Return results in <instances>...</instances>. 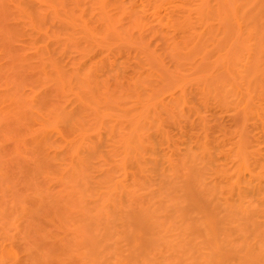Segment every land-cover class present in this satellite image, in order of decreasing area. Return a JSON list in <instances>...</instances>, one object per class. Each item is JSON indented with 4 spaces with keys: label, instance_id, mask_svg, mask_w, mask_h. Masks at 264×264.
<instances>
[{
    "label": "bare ground",
    "instance_id": "bare-ground-1",
    "mask_svg": "<svg viewBox=\"0 0 264 264\" xmlns=\"http://www.w3.org/2000/svg\"><path fill=\"white\" fill-rule=\"evenodd\" d=\"M0 56V264H264V0H0Z\"/></svg>",
    "mask_w": 264,
    "mask_h": 264
},
{
    "label": "rangeland",
    "instance_id": "rangeland-1",
    "mask_svg": "<svg viewBox=\"0 0 264 264\" xmlns=\"http://www.w3.org/2000/svg\"><path fill=\"white\" fill-rule=\"evenodd\" d=\"M155 39H156V38H154V41L151 39V40H152L151 43L154 44V45H155L156 43H157V44H156L155 46H154V45H152V46H154V47H156V46L160 47V48H158V47H156V48H158L159 52H161V51L163 50V49L161 48V47H162V41L160 42L158 39H157V41H156ZM155 41H156V42H155ZM160 43H161V45H160ZM118 46H119V45H118ZM119 47H121V51L125 48L124 50H126V52H127V53L125 52L126 54H124V50L122 51L123 54H124V60H125V61H124V65L130 63V64L133 65L131 68H133L134 66H136L137 63H136V65H135L134 62H135V60H136V62H137L138 59L134 57V54L129 53L128 50L126 49V47H124L123 45H122V46H119ZM122 47H124V48H122ZM115 48H117V49H115ZM99 50H101L102 52H105V51H106V52H105L106 54L103 55L104 53L102 54L101 51H99ZM111 50H112V51H110V50H102V49H98V51H99L98 53L100 54V56H98V53L96 52L97 49H96V51H95V55H94V56H96V57L98 56V57H97L98 59H105V58H106V55L110 56L111 53H112V57H115L113 54L115 53V54L117 55L118 52H119L118 47H114V48H112ZM160 50H161V51H160ZM114 51H118V52H114ZM110 52H111V53H110ZM96 53H97V55H96ZM128 53H129V54H128ZM127 55H128V57L131 56V59H130L129 62H128L129 59H127V58H128ZM129 55H130V56H129ZM102 56H103V58H102ZM108 56H107V58H108L109 60H114V59H115V58H109ZM125 56H126L127 58H126ZM132 57H134V58H132ZM164 57L166 58V60H167V58H168V60L170 59L168 56H167V57L164 56ZM97 58H96V59H97ZM68 59H70V58H68ZM68 59L66 60V58H65L66 61H68ZM134 59H135V60H134ZM131 60H132L133 63L131 62ZM4 61H6V59L4 60V58H2V56H0V62H1V63H5ZM70 61H71V60H70ZM169 61H170V60H169ZM68 62H69V61H68ZM68 62L66 63L67 65L70 64V62H69V64H68ZM166 62L168 63V61H166ZM1 63H0V64H1ZM70 65H71V64H70ZM126 66H127V65H126ZM127 68H128V70H130V69H129V64H128ZM134 68H135V67H134ZM130 72L132 73V69H131V71H129V72L126 74V78H127V75H128V76L131 75ZM129 73H130V74H129ZM213 102H214V101H211V103L214 104L213 106L211 105V107H215V111H214V108H211V112L213 113V115H212L213 118L216 117V118L218 119V118H221V117H222L221 119H223V120L226 118L227 120L225 119V120H226V123H225V124H227V123H228V118L230 119V117L228 116V115H229L228 113H230L231 111H233V109H232V108H231V109L229 108V109L224 110V111L222 112V110L219 109V107L216 108L217 105H215V102H214V103H213ZM196 103H197V102H196ZM196 106H197L199 109H201V111L205 112V109H204L203 106H202L203 109H202V107L199 106L198 103H197ZM212 109H213V111H212ZM216 109H217L218 111H217ZM219 110H220V111H219ZM228 110H229L230 112H229ZM225 111H228V112H225ZM217 112H218V113L220 112V113H219L220 116H218L217 114H216V116L214 115V114L217 113ZM221 112H222V113H221ZM226 113H227V114H226ZM212 116H211V118H210L211 120H212ZM217 116H218V117H217ZM224 116H225V117H224ZM209 117H210V116H209ZM227 117H228V118H227ZM181 119H182V118H181ZM184 119H185V118H184ZM184 119H183V120H184ZM221 119H220V120H221ZM183 120H181V121H183ZM225 120H224V121H225ZM184 121H185V123H182V126H183V124L186 125V123L188 122V121L186 122V120H184ZM184 121H183V122H184ZM170 122H172V121H170ZM212 123H213V122H211V124H212ZM173 124H174V122H173ZM228 124H229V123H228ZM185 125H184V127L187 128V129H186V133L189 134V132H188V127H189V125H186L187 127H186ZM212 125H213V124H212ZM176 126L179 128V129H178V128L176 127V129H178V130H174V131H173L172 129H175V127L173 128L172 124H171L172 129H171L170 125H169L168 130L171 129V130H169L170 133H173V134H176V133H177L176 135H173V134H171V135H172V138H174V140H176V142H175V141H174V142L177 143V142L179 141L178 144L181 146L180 143L184 142L185 137L187 136V138H188V135H187V134L185 133V131H184L185 128H183V127H182V128L179 127L180 125H176ZM215 126H216V125H215ZM215 126H214V129L212 130L213 133H216V131L219 130V129L216 130L217 126H216V128H215ZM218 128H219V126H218ZM179 130L182 131L181 134H183V135H184V133L186 134V136L184 135V139H183V136H180V137H179V135H181V134H178V132H180ZM189 130H190V128H189ZM171 131H173V132H171ZM176 131H177V132H176ZM174 132H175V133H174ZM217 133H218V131H217ZM214 135H215V134H214ZM173 136H174V137H173ZM175 136H176V137L178 136L179 138H176V139H175ZM187 138H186V139H187ZM180 139H181V140H180ZM182 139H183V140H182ZM7 141H8V140H7ZM7 141H5V145H6V146H7V145H10V146H8V148L11 147V146H13V144L10 143V141H8L9 143H7ZM6 143H7V144H6ZM14 143H15V142H14ZM11 144H12V145H11ZM5 145L3 144V147H5ZM5 148H7V147H5ZM8 148H7V149H8ZM12 148H13V147H12ZM12 148H11V149H12ZM11 149H8V150H11Z\"/></svg>",
    "mask_w": 264,
    "mask_h": 264
}]
</instances>
